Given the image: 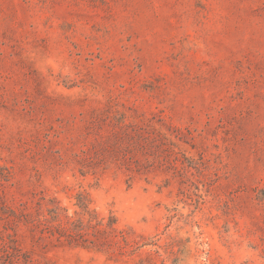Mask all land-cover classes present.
Segmentation results:
<instances>
[{"label": "rangeland", "instance_id": "1", "mask_svg": "<svg viewBox=\"0 0 264 264\" xmlns=\"http://www.w3.org/2000/svg\"><path fill=\"white\" fill-rule=\"evenodd\" d=\"M0 264H264V0H0Z\"/></svg>", "mask_w": 264, "mask_h": 264}]
</instances>
